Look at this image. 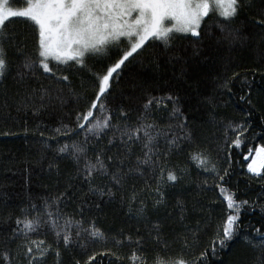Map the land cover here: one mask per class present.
I'll return each mask as SVG.
<instances>
[{"label":"snow or ice","instance_id":"snow-or-ice-1","mask_svg":"<svg viewBox=\"0 0 264 264\" xmlns=\"http://www.w3.org/2000/svg\"><path fill=\"white\" fill-rule=\"evenodd\" d=\"M13 2L0 0V83L11 77L15 85L11 93L7 88L0 92V123L17 119L12 115L13 111L17 114L31 111L37 115L53 100L64 104L65 95L79 101L81 92L74 85V73L67 71L70 69H75L76 73L87 70V83L91 85L93 95L72 113L75 116L74 128L62 124L55 130L64 136L84 134L82 143H64L57 149L59 158L69 160L72 165L71 170L63 174L62 187L54 196L45 199L42 207L30 203L21 208L15 217V226H11V213L0 216V223L9 225L0 229V264H49L50 259L53 264H64L63 254L76 245L83 250V255H87V260L75 259V264H97V255H112L120 260L122 257L111 249L88 254L86 243H82L86 238L92 245L106 239L95 219H84L85 212L93 206L99 210L102 204L112 203L117 198L122 204L127 203L129 215L134 212L138 221L149 226V236L166 247L162 222L150 219L148 200L152 201V212L167 209L168 190L177 188L184 179V169L177 165L169 166L168 161L174 152L185 151V142L190 146L189 158L198 169L208 174L204 183L212 179L223 197L225 216L217 227L211 248L200 251L193 261L165 260L157 254L153 264H213L214 261L223 264V251L237 238L250 250V264H264V183L255 199H238L226 187V178L231 173L228 168L221 170L209 150L196 142L195 121H190L181 111L180 95L162 89L166 94L156 96L145 90L142 101L145 116L149 111L171 107L170 115L177 123L174 129L169 125L166 133L157 131L155 124L142 119L135 124L129 123V110L123 106L117 107L119 115L117 123L113 124L114 117L108 102L114 74L119 75L118 70L141 56L148 47L155 50L162 45V50L154 54L166 56L167 63L173 67L180 65L179 74L174 73L173 79L192 88L193 85L184 80L186 66L189 62L206 63L211 59L202 52L205 40L212 41L214 52L222 48L233 51L237 45L247 46L258 31V42L264 43V0H22L20 6L12 7ZM17 19L30 23L34 28L35 44L31 53L27 51L26 39L8 27ZM189 46L192 48L190 53ZM259 57L264 63V50L259 52ZM93 58H106L107 65L90 67L89 60ZM61 65L64 68H60ZM155 66L159 68V64ZM227 71L225 64L224 74L215 73L214 78L218 81L216 87L223 90L222 94L231 97L235 95L232 85L240 77L236 72L229 76ZM41 78L49 83L37 86ZM84 87L85 82L82 81L81 90ZM205 99L210 106L209 117L215 122L214 109L219 105L215 103L214 96ZM239 101L249 108L257 107L264 103V88L254 99L251 83L245 77ZM260 110L264 111V107ZM246 124V121L229 122L225 133L227 135L230 129L235 139L231 144L225 142L224 148L240 147L243 133L248 130ZM109 131H112L111 136ZM0 134L7 136L13 133L9 130ZM160 135H164L165 150H161L158 144ZM105 138L107 143H104ZM44 143L47 145V141ZM137 146L140 151H136ZM249 158L245 156V160ZM49 168H56L60 184L58 164L52 162ZM247 171L251 174L250 179L264 182V146L255 148ZM138 181L144 184L143 188H137ZM144 192L148 193L147 197L141 195ZM78 199L82 200L78 205L80 219L75 220L63 211L62 206ZM172 207L174 211L168 213V217L177 215V222L184 228L185 246H198L200 221L197 220L196 228L186 224L187 201L178 197ZM256 209L261 216L260 226L243 224L242 215ZM49 233L54 239H47ZM135 235L133 240L132 233L125 234L121 229L117 236H113V245L116 248H133L127 257L131 264L138 261L139 264H147L146 258L138 255L143 252L144 245L139 227ZM109 264H114V261L110 259Z\"/></svg>","mask_w":264,"mask_h":264},{"label":"trees","instance_id":"trees-1","mask_svg":"<svg viewBox=\"0 0 264 264\" xmlns=\"http://www.w3.org/2000/svg\"><path fill=\"white\" fill-rule=\"evenodd\" d=\"M21 3L22 0H14L11 6L18 7ZM8 27L26 39L27 51L31 53L35 44L33 26L17 19ZM254 36L255 38L250 40L247 46L237 45L233 51L222 48L219 52H214L212 41L205 40L202 52L203 55L210 56L211 59L206 63L189 62L186 66L187 74L184 80L191 83L192 88H189L183 81L173 79L174 73L179 74L180 65L173 67L167 63L166 56L154 54V52L158 53L162 50V45L155 50L148 47L141 56L132 60L122 70H118L119 75L114 74L111 81V95L108 97L109 107L112 109L114 117L113 124L117 123L116 117L119 115L116 111L117 107L123 106L129 110V123L135 124L142 119L146 123L155 124L157 131L166 133L169 131V125H172L174 129L177 123L170 115L171 107L169 106L167 110L149 111L145 116L142 104L145 90L151 91L156 96L166 94V91H162V89L178 93L181 97L179 101L181 111L188 116L190 121H195L193 127L196 128V142L209 150L212 159L221 170L229 169L231 175L226 178V187L231 189L238 199H255L264 182L250 179L251 174L247 171L250 158L245 160V156L251 157L255 154L256 147L264 146V111L260 110L264 107V103L255 108H249L246 103L239 101L241 83L245 77L251 83L254 99L264 88V79H262L264 63L260 61L259 57V52L264 50V43L258 42L260 36L258 31L254 33ZM188 51L189 53L192 51L191 46ZM114 59L115 56H113ZM156 64H159V68H156ZM225 64H227L229 76L236 72L240 77L232 85L235 95L231 97L222 94L223 90L216 87L218 81L214 78L215 73L224 74ZM106 65V58L89 60L90 67L101 68ZM53 67H56L55 62H53ZM60 68H64V66L61 65ZM67 71L74 73L72 77L74 85L81 92L79 101L76 97L65 95L64 104H61L59 100H53L37 115H33L31 111L27 114H17L13 111L12 115L17 119L0 123V133L9 130L13 133L7 136L0 134V216H7L11 213L13 216L11 226H15V217L21 208L30 203L42 207L44 200L54 196L57 189L62 187L63 174L71 170L72 165L69 160L59 158L57 149L64 143H82L84 140L83 133L78 136H64L55 131L57 128H61L62 124L74 128L75 116L72 113L77 107L84 105L87 97L93 95L92 87L87 83L89 79L87 70L81 73H76L75 69ZM82 81L85 82V87L81 90ZM39 83L47 85L49 81L41 78L37 82V86ZM5 88L9 93L15 90L11 77L0 83V92ZM210 96H214L215 103L219 105L214 109L215 122L209 117L210 106L205 99ZM246 112L251 114L245 115ZM230 121L247 122L248 130L243 133L239 148L235 145H232L231 148H224L225 142L231 144V141L235 139V134L231 133L230 129L227 135L225 133ZM108 134L111 136L112 131H109ZM118 136L117 133V138ZM44 141H47V145ZM104 143H107V138ZM158 144L161 150H165L164 135L159 136ZM189 147L185 142V151L174 152L168 161L169 166L177 165L184 169L182 173L184 179L177 188L168 190L167 209L161 208L159 212H152V201L148 200L150 219L153 222L157 220L162 222L163 239L167 241V246L157 244L149 236V226H146L144 221H138L134 212L129 215L127 203L122 204L117 198L112 203L102 204L99 210L93 206L85 212L84 219H95L96 226L106 234V239L95 245L89 243L87 238L82 241L87 245L88 254L111 249L113 253L122 257L120 260H116L112 255L104 257L97 255V264H109L110 259L114 261V264H131L127 257L131 255L133 248L130 246L116 248L113 245V236H117L121 229L125 234L132 233L133 240H135L136 229L140 228V233L144 237V245L143 252L138 255L144 256L147 264H153L157 254L165 260L171 258L193 261L200 251L211 248L217 227L222 224L225 216V205L219 190L214 187V181L208 179V183H204L208 174L198 169L195 162L189 158ZM136 151H140L139 146ZM52 162L57 163L60 169V184L57 182L56 168H49V164ZM143 187L144 184L138 181L137 188ZM141 195L147 197L148 193L144 192ZM178 197L187 201L188 204L189 212L186 224L191 228H196L197 220L200 221L198 246L186 247L183 238L184 228L177 222V215L172 218L168 217V213L174 211L172 205ZM81 202V199L75 202L69 201L66 206H62L63 211L68 216L74 217L75 220H79L78 205ZM194 205L196 206L195 211H193ZM241 221L243 224L259 227L262 223L259 209L245 213L242 215ZM8 227L9 225L0 223V229ZM47 239L52 240L54 236L49 233ZM82 252L79 245H76L73 250L65 252L63 254L64 264H75V259H81L82 262L87 260V255H83ZM222 258L223 264H250L251 252L244 246L242 240L237 238L230 242L229 247L223 251ZM49 264H53L51 259ZM213 264H219V262L214 261Z\"/></svg>","mask_w":264,"mask_h":264},{"label":"rangeland","instance_id":"rangeland-1","mask_svg":"<svg viewBox=\"0 0 264 264\" xmlns=\"http://www.w3.org/2000/svg\"><path fill=\"white\" fill-rule=\"evenodd\" d=\"M255 155V154H254ZM254 155H252V156H254ZM251 162V157H250V159H249V161H248V163H250Z\"/></svg>","mask_w":264,"mask_h":264}]
</instances>
